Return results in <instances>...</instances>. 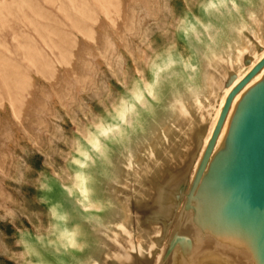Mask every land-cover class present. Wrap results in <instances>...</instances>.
<instances>
[{
  "label": "rangeland",
  "instance_id": "1",
  "mask_svg": "<svg viewBox=\"0 0 264 264\" xmlns=\"http://www.w3.org/2000/svg\"><path fill=\"white\" fill-rule=\"evenodd\" d=\"M248 3L0 0V264L79 244L71 204L102 205L172 81Z\"/></svg>",
  "mask_w": 264,
  "mask_h": 264
},
{
  "label": "water",
  "instance_id": "2",
  "mask_svg": "<svg viewBox=\"0 0 264 264\" xmlns=\"http://www.w3.org/2000/svg\"><path fill=\"white\" fill-rule=\"evenodd\" d=\"M248 1L172 81L102 205L71 204L79 244L49 264H264V0Z\"/></svg>",
  "mask_w": 264,
  "mask_h": 264
},
{
  "label": "bare ground",
  "instance_id": "3",
  "mask_svg": "<svg viewBox=\"0 0 264 264\" xmlns=\"http://www.w3.org/2000/svg\"><path fill=\"white\" fill-rule=\"evenodd\" d=\"M107 130H108V129L105 130V135H108V134H107V133H108ZM96 140H97V142L95 143V146L97 147L98 143L100 144L101 140H99V139H96Z\"/></svg>",
  "mask_w": 264,
  "mask_h": 264
}]
</instances>
